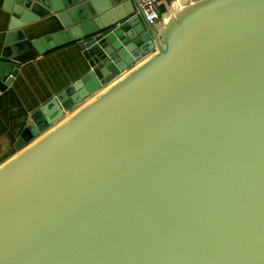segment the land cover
Here are the masks:
<instances>
[{"label": "water", "instance_id": "water-1", "mask_svg": "<svg viewBox=\"0 0 264 264\" xmlns=\"http://www.w3.org/2000/svg\"><path fill=\"white\" fill-rule=\"evenodd\" d=\"M4 11L0 92L30 51L86 64L0 163V264H264V0Z\"/></svg>", "mask_w": 264, "mask_h": 264}, {"label": "crops", "instance_id": "crops-1", "mask_svg": "<svg viewBox=\"0 0 264 264\" xmlns=\"http://www.w3.org/2000/svg\"><path fill=\"white\" fill-rule=\"evenodd\" d=\"M4 2L0 0V51L11 19L4 11ZM46 26L43 21L26 28L28 39L36 40L55 31ZM36 56L35 50L22 55L17 77L4 92H0V163L15 154V145L24 129L32 123L33 113L78 80L85 69L83 53L76 44Z\"/></svg>", "mask_w": 264, "mask_h": 264}, {"label": "built area", "instance_id": "built-area-1", "mask_svg": "<svg viewBox=\"0 0 264 264\" xmlns=\"http://www.w3.org/2000/svg\"><path fill=\"white\" fill-rule=\"evenodd\" d=\"M144 15L146 20L149 23H153L157 18V8L162 5L167 3L168 0H137Z\"/></svg>", "mask_w": 264, "mask_h": 264}, {"label": "rangeland", "instance_id": "rangeland-1", "mask_svg": "<svg viewBox=\"0 0 264 264\" xmlns=\"http://www.w3.org/2000/svg\"><path fill=\"white\" fill-rule=\"evenodd\" d=\"M169 1V0H168Z\"/></svg>", "mask_w": 264, "mask_h": 264}]
</instances>
